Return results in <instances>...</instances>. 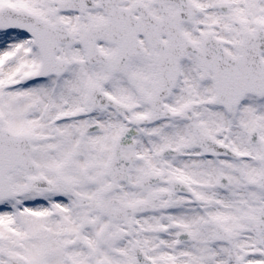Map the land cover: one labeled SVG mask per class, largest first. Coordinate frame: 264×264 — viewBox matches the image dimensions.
Wrapping results in <instances>:
<instances>
[{
  "label": "snow or ice",
  "instance_id": "1",
  "mask_svg": "<svg viewBox=\"0 0 264 264\" xmlns=\"http://www.w3.org/2000/svg\"><path fill=\"white\" fill-rule=\"evenodd\" d=\"M0 264H264V0H0Z\"/></svg>",
  "mask_w": 264,
  "mask_h": 264
}]
</instances>
